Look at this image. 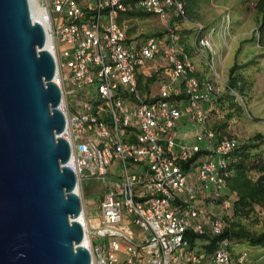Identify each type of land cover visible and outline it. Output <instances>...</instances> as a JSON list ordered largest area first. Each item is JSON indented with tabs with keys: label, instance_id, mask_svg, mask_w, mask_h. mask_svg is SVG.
<instances>
[{
	"label": "built area",
	"instance_id": "obj_1",
	"mask_svg": "<svg viewBox=\"0 0 264 264\" xmlns=\"http://www.w3.org/2000/svg\"><path fill=\"white\" fill-rule=\"evenodd\" d=\"M33 1L45 13L78 194L85 181L105 186L92 217L82 205L91 264H248L247 252L235 253L227 237L210 252L186 237L205 235L207 244L229 227L227 160L240 143L208 125L219 75L196 77L175 31L143 39L119 21L127 10L187 20L184 1ZM193 25L192 50L207 49L203 57L210 64L218 31ZM228 26L227 14L219 31ZM159 59L163 75L146 90L145 78L158 73ZM183 121L199 126L192 140L176 135Z\"/></svg>",
	"mask_w": 264,
	"mask_h": 264
},
{
	"label": "water",
	"instance_id": "obj_2",
	"mask_svg": "<svg viewBox=\"0 0 264 264\" xmlns=\"http://www.w3.org/2000/svg\"><path fill=\"white\" fill-rule=\"evenodd\" d=\"M0 0V264H91L48 32Z\"/></svg>",
	"mask_w": 264,
	"mask_h": 264
},
{
	"label": "rangeland",
	"instance_id": "obj_3",
	"mask_svg": "<svg viewBox=\"0 0 264 264\" xmlns=\"http://www.w3.org/2000/svg\"><path fill=\"white\" fill-rule=\"evenodd\" d=\"M227 14L229 15V26L221 33L219 27L223 17ZM119 21L126 27L129 35H136L143 39L155 36L154 34L164 33L168 29L175 31L179 36L180 43L186 47V51L194 59V62L198 63L203 69H208L207 71L211 77L214 75L213 71L219 75L220 80L216 82V98L225 92L226 87L224 88V85L228 80L229 68L234 64L239 65L237 73L244 76L242 81L246 82L245 94L242 96L238 93L235 94L236 109L229 108L227 101L221 102V106L218 105L220 102L217 103L216 101V108L208 113V125L210 127L219 126L217 131L235 137L240 144L248 142L255 133H264V50L256 43L249 41L253 37L256 28L253 0H197V3L188 11L187 20L176 17L160 20L148 14L128 17L124 13ZM192 22L200 23L208 30L213 28L218 31L214 32L212 36L214 51L213 60L210 64L203 57V54H208L207 49L203 48L202 53L193 52L192 50L196 33ZM163 35H156V37ZM162 61L159 59L157 62L155 61L156 63L151 62V65L158 63L159 71L155 73V79L163 75ZM211 65L212 67H210ZM152 88L157 90L158 84L154 83ZM189 123L190 126L188 127H183V125L178 127L176 135L179 138L186 137V139L192 140L199 130V126ZM224 124L226 125L224 126ZM111 179L118 178L111 176ZM84 183L80 192L82 205L83 197L87 193H91V211L95 213L105 186L99 182L89 181V185L85 188ZM227 193L232 199L234 198L233 193L228 188ZM209 206L214 212L218 211L213 204H209ZM224 216L234 219L232 209L230 208L227 215ZM240 220L241 224L251 232L257 233L263 230L264 202L256 205L246 218H240ZM233 248L235 253L239 251L247 252L249 256L248 264H264V248H252L240 242H234ZM195 250L203 251L198 245L195 246Z\"/></svg>",
	"mask_w": 264,
	"mask_h": 264
},
{
	"label": "trees",
	"instance_id": "obj_4",
	"mask_svg": "<svg viewBox=\"0 0 264 264\" xmlns=\"http://www.w3.org/2000/svg\"><path fill=\"white\" fill-rule=\"evenodd\" d=\"M131 1L125 0L126 3ZM196 3L197 0L184 1L186 15ZM253 10L256 13V28L253 37L249 41L256 43L264 50V0H253ZM145 14L147 13L137 10H127L125 12L128 17L144 16ZM238 67L239 65L234 64L229 68L227 88L221 96L216 98L217 103L218 101L220 102L218 104L220 106L222 105L221 102L227 101L229 108L236 109V96L232 93V90L241 96L245 94L246 82L242 81L244 76L237 73ZM154 79L155 74L147 76L142 87L147 90L149 83L154 81ZM138 80L141 83V75ZM213 128L218 130L219 126ZM227 164L229 176L226 179V185L228 190L234 195L231 207L234 219L224 216V219L229 223V227L223 233L209 238V243L207 244L203 243L204 240L208 239L205 235L187 233L186 237L191 245L199 241L207 252L212 251L217 241L225 237L231 239L233 243L240 242L248 247L264 248V229L254 233L240 222V218H246L256 205L264 202V133H255L248 142L241 143L232 149L228 154Z\"/></svg>",
	"mask_w": 264,
	"mask_h": 264
},
{
	"label": "crops",
	"instance_id": "obj_5",
	"mask_svg": "<svg viewBox=\"0 0 264 264\" xmlns=\"http://www.w3.org/2000/svg\"><path fill=\"white\" fill-rule=\"evenodd\" d=\"M190 57H191V56H190ZM191 59H192V57H191ZM192 61H193L194 66H195V68H194V72H193V74H194L195 76H197V77L200 78V79H207V78H210V77H211V75H210L209 72L207 71L208 69H203L198 63L196 64V63L194 62V59H192ZM181 125H183V127H188V126H190V123H189V122H186V123H185V121H183V123H180V124L178 125V127L181 126ZM178 127H177V129H178ZM183 138L186 139V137H183ZM186 140H188V139H186ZM87 185H89L88 182H87V183H84L85 188H86ZM91 196H92L91 193H87L86 196L83 197V207H84V209H85V213H86V215H87L88 217H92L93 214H94V213L91 211V208H92V205H91V202H90V197H91ZM84 200H85V202H84Z\"/></svg>",
	"mask_w": 264,
	"mask_h": 264
},
{
	"label": "bare ground",
	"instance_id": "obj_6",
	"mask_svg": "<svg viewBox=\"0 0 264 264\" xmlns=\"http://www.w3.org/2000/svg\"><path fill=\"white\" fill-rule=\"evenodd\" d=\"M31 7H32V17L34 19H40L46 26V22L44 21V16H45V13L43 11V9H41V7H39L35 1H31ZM46 47L50 49V39H49V36H48V40H47V44H46ZM77 192H78V187H77ZM78 220L80 222H83V214L81 213L78 217ZM83 244H87V236L85 235L84 236V239H83Z\"/></svg>",
	"mask_w": 264,
	"mask_h": 264
}]
</instances>
